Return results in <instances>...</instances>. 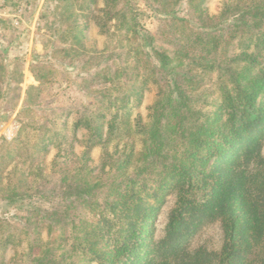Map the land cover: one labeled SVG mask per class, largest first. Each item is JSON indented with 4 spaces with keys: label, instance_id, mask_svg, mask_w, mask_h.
I'll return each mask as SVG.
<instances>
[{
    "label": "rangeland",
    "instance_id": "1",
    "mask_svg": "<svg viewBox=\"0 0 264 264\" xmlns=\"http://www.w3.org/2000/svg\"><path fill=\"white\" fill-rule=\"evenodd\" d=\"M90 1L0 0V264H38L36 257L45 261L58 244L61 251L77 225L94 223L120 192L109 183L132 176L101 167L113 144L96 142L94 125L105 131L120 106L131 124L138 117L145 123L149 106L164 110L171 100L184 114L182 125L198 122L213 111L229 68L243 64L234 54L264 46V0H201L199 9L188 0ZM113 8L122 15L108 17ZM132 43L141 52L134 57ZM80 185L91 190L62 195ZM13 192L32 197L11 202ZM174 200L170 194L161 204L153 238L163 234ZM222 241L215 221L202 224L189 245L218 251Z\"/></svg>",
    "mask_w": 264,
    "mask_h": 264
},
{
    "label": "trees",
    "instance_id": "2",
    "mask_svg": "<svg viewBox=\"0 0 264 264\" xmlns=\"http://www.w3.org/2000/svg\"><path fill=\"white\" fill-rule=\"evenodd\" d=\"M103 1L107 4L116 0ZM188 1L190 7L200 8L201 0ZM113 10L114 15L108 17L122 15L121 9ZM131 17L134 20L135 16ZM130 28L129 38L134 39L136 23L127 27ZM259 42L264 43V35ZM137 45L130 44L133 57L141 53ZM256 46V51L242 50L234 54L235 60L243 64L229 68L227 79L218 88L213 111L201 116L198 122L182 125L184 114L171 100L172 103L162 102L164 110L155 109V104L149 106L145 123H140L141 117H138L131 124L129 112L122 104L124 107L119 108L124 111L119 113L117 109L105 121V131L100 124L94 125L91 137L96 142L113 144L112 151L104 149L101 167L110 166L116 175L131 170L132 176L120 181L113 179L109 188L120 192L101 208L96 221L79 223L75 235L68 237V246L59 251L58 244L45 261L36 257V262L264 264V154L261 151L264 58L260 60L264 46ZM166 63V56H161V66ZM118 74L115 71L112 79ZM147 79H142V84ZM135 140H141L140 149L134 147ZM71 190L72 194L81 196L91 188L69 186L62 195L67 197ZM170 194L175 200L167 214L163 234L153 238V220ZM28 195L13 192L7 200L22 201ZM53 214L60 220L65 216L57 211ZM215 221L223 231L219 250H208L201 245L190 247L189 241L200 226ZM47 226L49 232L51 223ZM59 228L65 237L67 229L61 225ZM4 241L10 242L9 236Z\"/></svg>",
    "mask_w": 264,
    "mask_h": 264
}]
</instances>
